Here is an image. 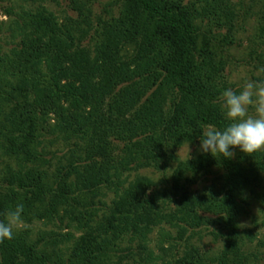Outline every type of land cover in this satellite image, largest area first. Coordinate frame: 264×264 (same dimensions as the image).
I'll return each mask as SVG.
<instances>
[{"label": "trees", "instance_id": "16d2710c", "mask_svg": "<svg viewBox=\"0 0 264 264\" xmlns=\"http://www.w3.org/2000/svg\"><path fill=\"white\" fill-rule=\"evenodd\" d=\"M69 1L81 21L61 24L44 7L25 11L24 37L10 55L0 53V134L7 132L10 142L4 153L19 161L9 182L17 189L0 198V221L22 204L26 223L68 218L82 233H42L33 242L28 228L14 232L0 242L2 264H54L46 243H73L64 264H114L120 253V264H210L190 244L189 232L224 224L238 230L237 199L245 187L260 186L264 172L263 151L223 161L176 154L199 144L208 126L228 123L220 107L230 87L227 60L211 35L226 29L231 36L233 0H120L119 15L100 20L93 48L81 45L92 30L93 1ZM132 44L135 52L123 54ZM61 144L68 145L65 164L52 171L46 149ZM144 169L160 172L162 180L126 175ZM215 170L228 174L222 188H195ZM103 188L115 194L108 213L99 222L81 219L76 212L85 195L94 204ZM164 225L187 243L174 262H161L148 246L155 228L162 244L177 240ZM236 235L231 252L240 249ZM126 243L136 250L123 248Z\"/></svg>", "mask_w": 264, "mask_h": 264}, {"label": "rangeland", "instance_id": "374dc122", "mask_svg": "<svg viewBox=\"0 0 264 264\" xmlns=\"http://www.w3.org/2000/svg\"><path fill=\"white\" fill-rule=\"evenodd\" d=\"M91 11L85 13L90 17L92 30L82 46H93L96 44L95 30L98 29L102 20H109L117 17L120 12V0H92ZM193 0H185L189 2ZM236 12L235 28L230 37H227L228 30L213 31V43L224 51L227 60L226 76L228 78L231 89L239 91L242 85L247 81L264 80V72L259 69L264 68V0H233ZM40 7H44L48 12L53 13L57 21L61 24L66 23L70 18L81 21L78 13L73 11L69 0H0V53L1 55H10L14 48L18 46L23 35V14L25 11L36 12ZM101 20V21H100ZM200 25V24H199ZM85 30L88 27L82 24ZM204 33L207 34L211 26L207 23L202 24ZM226 41V42H225ZM135 46L129 45L123 54L131 55L135 52ZM251 111V110H250ZM3 118V117H1ZM0 118V119H1ZM7 132L0 134V198L7 199L11 196V189H17V185L9 184L11 178L19 170V161L15 158L8 157L4 151L10 146ZM200 144V143H199ZM199 144L186 145L177 150L176 154L181 160H187L200 155ZM50 156H46L51 160L52 171L68 150L67 144L48 145L46 149ZM264 152V151H263ZM57 154L56 158L51 154ZM241 153L238 149L234 150V156ZM54 159V160H53ZM8 173V174H7ZM10 178H6L7 176ZM129 180H135L137 177L144 176L154 181L162 180V174L153 169H144L126 174ZM228 174L222 170H215V174L207 175L199 181L195 187L200 191H206L208 188L215 187L217 190L223 187L227 182ZM11 186V188L9 187ZM9 188V189H8ZM164 188V187H163ZM264 172L261 175L260 186H247L239 195L237 202L241 205L239 218L237 221L238 230H231L226 224L222 226H209L207 228L197 229L194 233L189 232L191 236L190 244L205 256L210 264H264ZM101 196L94 200L91 204V196L85 195L86 204L79 206L77 215L83 217L81 219L92 216L97 222L108 213L112 202L115 200V194L103 188ZM63 209V208H62ZM62 214V213H61ZM69 225V226H68ZM166 232H169L174 239L166 241L162 244L161 229L155 228L149 237L148 246L159 260L174 262L185 253L187 243L177 238V231L169 226H162ZM28 228L31 231V241H36L42 233H50L56 231L66 234L72 233L76 238L80 237L81 231L76 221L70 222L68 218L60 223L56 220L53 223L46 220H34L32 223L23 221L14 229L15 234H19L22 230ZM237 233L236 237L239 242L240 249L231 252L228 248L231 243V236ZM174 241V242H173ZM71 243V242H70ZM177 245L178 250H173L171 254H165L162 247L169 248ZM73 243L58 245L52 248L46 243V250L49 255L53 256L54 264H64L70 256ZM125 247H132L136 250L135 245L125 244ZM162 248V249H161ZM120 257L121 253L118 254ZM178 255V257H176ZM114 258V264H120L121 260ZM167 257V258H166ZM161 258V259H160ZM136 261V260H135ZM162 262V261H161ZM3 263V257L0 258V264ZM126 263V260L124 261Z\"/></svg>", "mask_w": 264, "mask_h": 264}, {"label": "clouds", "instance_id": "9594fccd", "mask_svg": "<svg viewBox=\"0 0 264 264\" xmlns=\"http://www.w3.org/2000/svg\"><path fill=\"white\" fill-rule=\"evenodd\" d=\"M259 70L264 72V68ZM220 107L228 123L222 128L208 126L203 131L200 153L223 161L232 159L236 149L249 156L264 151V80L247 81L238 92L223 90ZM23 211V205L17 204L0 221V242L13 239L14 229L23 223Z\"/></svg>", "mask_w": 264, "mask_h": 264}]
</instances>
